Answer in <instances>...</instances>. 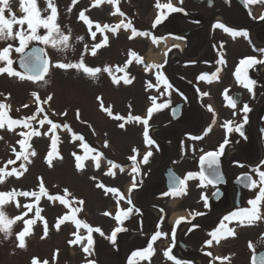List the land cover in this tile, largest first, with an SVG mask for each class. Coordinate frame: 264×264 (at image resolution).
I'll list each match as a JSON object with an SVG mask.
<instances>
[{
	"label": "flooded vegetation",
	"instance_id": "af4514ba",
	"mask_svg": "<svg viewBox=\"0 0 264 264\" xmlns=\"http://www.w3.org/2000/svg\"><path fill=\"white\" fill-rule=\"evenodd\" d=\"M130 1L118 0L117 4H113L116 9L119 8V12L115 9L113 13L116 14H111L107 25L115 27L121 21H130L137 31H147L151 43L156 47L170 40L172 45L180 48V52L167 49L158 63L149 64L142 54L140 61L136 57L132 59L133 65H143L142 75L147 76L141 88L148 89L151 95L154 93L151 98L155 97L156 104H167V107L155 111L149 120V136L155 141L151 146L145 143L142 123L127 122L122 129L131 136L126 150L121 151L116 159V164L123 171L116 168L118 183L112 187L132 200L131 205L120 201L119 208L126 210L132 207L133 212L118 224L113 218L118 211V197L108 193L114 200L102 208L111 216L102 215L104 220L98 217L92 222L81 211L77 213L78 219L94 228H101L105 234L92 233L94 251L91 255L83 251L86 239L80 243H70L76 239L73 233L87 237V230L81 228L77 232L71 221H66L57 230L55 224L65 213L57 214L55 234L61 235L63 231L65 235L62 238L55 236L51 254L53 262L70 264L69 253L75 248L80 256L75 264H87L88 260H94L95 264H129V259L133 264H175L164 255L170 248L171 255L181 264H252L253 255L256 264H259L260 256L264 254V220L244 227L239 226L237 221H225L228 227L235 229V236L221 239L218 244L213 241L212 245H207L206 241L211 239L209 233L217 228L224 216L250 207L248 201L255 198L254 192L258 187L250 189L245 186L247 181L240 178L248 175L258 181L255 169L264 171V65H256L248 70L249 77L257 81L251 93L234 76L241 59H264V53L257 51L264 49V19L260 18L264 16V4L252 2L245 6L244 0H183L182 3L180 0H170L173 6L184 11L169 13L166 19L153 27L158 14L167 13L168 9H158L155 6L157 0H151L150 7L145 6L147 0H132L134 4L129 5ZM160 3L167 4L169 0H160ZM146 10L149 11L147 14ZM141 15L148 18V21L144 20L145 24L141 23ZM218 22L247 32V36L233 37L223 29L216 28ZM153 37L156 38L155 42ZM221 57L225 63L220 62ZM157 65L160 67H155ZM118 66L119 62L117 69ZM146 68L148 71H144ZM140 73L136 71L132 75L139 86ZM158 73L167 79L171 88L157 81ZM125 74L128 75L122 73L121 77ZM202 74L209 78L218 74L219 78L209 83L199 79ZM149 83L155 87H148ZM134 85L136 87L135 82ZM226 89L229 90L227 95L237 100L235 109L225 99ZM152 104L151 99L143 108L146 114L136 104L116 114L127 117L131 113L145 117ZM245 104L250 109L247 113L242 111ZM209 105L214 109L215 117L208 110ZM245 116L247 123H244ZM227 121L233 122V128L242 124L244 135L236 131L228 132L222 127ZM209 128L211 131L205 135ZM222 144L224 150L219 154L218 169L222 179L208 184L199 175L202 169L200 158L209 152H219ZM134 148L139 151L138 161L146 152H152L148 163L140 164L139 173H132L133 162L129 159L135 154ZM203 169L206 175L211 171L207 165ZM189 173L194 176L189 177ZM133 176L137 187L129 193ZM174 178L186 181L185 190L178 195L173 193ZM72 207L77 205L73 204ZM260 211L264 214L262 202ZM67 214H71V208ZM117 227L125 230L117 233L113 244L107 237ZM157 232L162 235L153 242L152 236ZM149 243L154 249L150 259L132 256L134 252L146 249ZM63 250L67 260L62 258ZM208 252L212 256H208ZM214 257L228 259L222 262Z\"/></svg>",
	"mask_w": 264,
	"mask_h": 264
},
{
	"label": "rangeland",
	"instance_id": "374dc122",
	"mask_svg": "<svg viewBox=\"0 0 264 264\" xmlns=\"http://www.w3.org/2000/svg\"><path fill=\"white\" fill-rule=\"evenodd\" d=\"M150 1L147 0L145 6L150 7ZM55 3L58 8V23L61 29L65 33H68L69 29L71 30L70 44L72 48L62 52L51 45H45L37 41L30 43L40 45L51 62L49 73L45 76L47 83L44 81L20 80L17 77H9L7 74L0 75V93L4 94L0 96V102L11 105L10 110H8V116L12 119H21L36 113L38 105L32 96L33 92L40 96L41 101L49 95L53 97L47 104L39 105L45 111L31 122L33 129L41 133H48L47 135L30 138L29 143L35 149L37 155L30 157L32 163L21 159L16 160L15 164L8 165V171L12 168H17L23 172V169L19 166L25 164L28 171L24 172L20 178H16V176L7 177L4 183L0 184V192H7L13 189L17 191H38V177H42L49 195H63V189L67 188L74 197L85 201L81 211L83 215L87 216L92 222L98 217L104 220L102 215H104L105 211L102 206L109 204V201H113L114 197L105 194L104 190L96 187V184L103 183L107 187H112L118 183L117 169L112 168L109 161L116 164V159L120 156V152L126 150L131 133L122 132L123 130L118 127L119 121L111 119L101 110L97 97L102 98L106 107L111 106L113 114H116L117 111H122L121 109L129 107V105L132 107L135 104L140 108L141 112L146 114L143 108L147 107L154 93L151 95L148 89L141 88V84L145 80L144 77H147L142 75L143 65L141 63L133 65L127 62H131L130 59L135 57L132 53H136L138 56L142 53L148 62L158 63L162 60V56L167 49L172 50L176 46L172 45L170 40H166L167 45L163 42L156 47V45L151 43L149 35H136L134 38L129 39L132 35V29L119 28L115 34L109 30L104 32L97 31L95 23H99L101 26L107 24L112 17L109 14H112L116 9V6L111 3L106 4V0L99 6H93L94 0H78L74 6L72 0H55ZM132 4L134 3L131 0L129 5ZM38 5L44 8L46 6L45 0H38ZM11 6L12 13L17 18L23 16L19 7V0H11ZM69 8H71L70 12L67 10ZM81 11H85V16L94 22L91 31L96 32L95 39L92 38L88 25L78 18ZM148 12V10L145 11L146 14ZM5 16L9 17L10 14L6 11ZM140 20L141 23L145 24L148 18L141 15ZM24 28L27 29V25H24ZM46 31L43 28L39 29L41 35L46 34ZM105 36L108 38L107 46L98 49L95 56L91 55V46L101 43ZM77 37H83V40H77ZM7 44H12L13 47H16L18 46V41H0V49L7 46ZM85 45L88 46V51H85ZM164 46L166 48L163 49ZM18 54L12 51L10 58L14 61ZM82 54L87 66L101 69L109 67L112 69V75L118 78L121 77L122 73H128L129 78H132L134 72H141L138 75L140 86L135 80L136 78L134 81L132 80L131 84H124L121 81L120 85H115L112 83V77L107 72L102 71L98 74V78L93 80L83 74L82 71L78 72L75 69L64 70L53 66L57 62H77ZM118 62V67L124 69L123 71H117L116 65ZM126 63L127 67H125ZM134 63L137 62L134 61ZM9 94L10 98L5 100L4 97L9 96ZM23 105H28V107H23ZM77 110L80 112L79 120L76 118ZM65 112L67 115L61 114ZM45 114L54 123L60 124L61 127L56 129L55 132L49 131L50 125L48 124L41 127L38 121ZM228 114L229 118H231L230 112ZM65 124L71 129L70 131L63 127ZM31 130L16 127L15 131H8L7 126L4 129H0V137H3V139H0V167H3L9 159H16L15 153L11 149L15 147L17 152L20 151L17 141L22 137L19 132ZM74 134L82 136L83 140L77 141ZM52 136L58 137V152L59 156L63 158H54L53 167H49L46 157L51 150L50 137ZM106 140L108 141V147L105 148L103 145ZM84 145L103 153L99 168L95 166V161L92 159L96 152H92L88 153V159L83 162L85 164L84 170H76L74 166L75 158L72 154L85 155L86 149ZM110 170L114 175L107 174ZM92 177L96 179L93 180L91 179ZM258 191L259 187L254 192V195H257ZM16 201L20 204L19 208L16 207L15 201L4 206L9 218H14L28 211L24 205H32L34 197H16ZM39 208L42 209L41 216L45 218L48 224L47 236L42 239V236H44V223L37 219L36 224L31 226L32 234L25 237L26 248L20 249L16 246L18 241L15 234L23 230L25 224L23 221H17L12 226L13 235L10 238L4 239L3 234L0 233V264H31L33 258H38L41 262L47 260L48 264H55L51 255L54 239L56 238L55 236L62 238L65 234L61 231V235H56L54 224L57 220V214H67L70 208L60 204L59 201H51L46 196L41 198ZM262 209L264 213V202H262ZM35 211L36 208L32 207V210L28 212L24 219H34ZM69 254L71 255H69L70 259L68 260L70 264H75L80 258L75 248H72ZM61 255L63 260H67L64 250Z\"/></svg>",
	"mask_w": 264,
	"mask_h": 264
},
{
	"label": "snow or ice",
	"instance_id": "6c2138e0",
	"mask_svg": "<svg viewBox=\"0 0 264 264\" xmlns=\"http://www.w3.org/2000/svg\"><path fill=\"white\" fill-rule=\"evenodd\" d=\"M78 2V0H72L73 6ZM105 2V0H94L93 6H99L101 3ZM108 3L117 4L118 0H106ZM182 3L183 0H180ZM252 2H259L264 4V0H244L245 6H247L249 3ZM45 7L41 8L38 5V0H19V7L21 12L23 13V16L20 18H17L14 13H12V6H11V0H0V41H18V46L13 47L12 44H7V46L0 49V75L7 74L9 77H17L20 80H29L32 82L37 81H45V76L49 73L50 70V60L47 58V55L43 48L39 47H33L30 51L25 52V49L28 48L29 44L32 41H37L45 45H51L53 48H56L60 51H68L72 48V45L70 44V29L68 30V33H65L62 29L60 24L58 23L59 13L58 8L55 3V0H45ZM158 9H168L167 13H161L158 14L156 20L154 21L153 27L158 25L162 22L163 19L167 18V15L169 13L173 12H183V8L175 7L171 4L170 0L167 4H161L160 0H157V3L155 5ZM50 10V11H49ZM69 12L71 11V8L67 9ZM8 12L10 14V18H6L5 12ZM87 11V10H85ZM85 11H81L79 13L78 18L80 20H83L89 28L90 34L93 39L96 37V32L91 31V28L94 24L92 20H90L87 16H85ZM117 12H119V8L116 9ZM116 13H113L115 15ZM123 15V13H121ZM261 19H264V16L260 17ZM24 25H27V29L24 28ZM96 30L99 32H104L105 30L111 31L113 34L117 32L119 28L132 29V35L129 37V39L134 38L136 35H148L147 33H138L135 28H133L131 22L124 23L121 21L119 24H117L115 27H111L107 24H104L101 26L99 23H95ZM216 28L223 29L224 32L231 34L233 37H236L238 35H244L247 36V32L244 31H237L234 30L228 26H226L223 23H217L215 25ZM46 29V34L41 35L39 33V29ZM77 40H83V37H77ZM153 40L155 42L156 38L153 37ZM108 44V38L105 36L104 40L101 43L94 44L91 46V55L95 56L97 54V50L100 49L103 46H107ZM222 46V45H221ZM88 46L85 45V51H88ZM12 51H15L16 53L21 54L19 59V65L20 68H22L24 71L19 72L13 67L14 61L10 58ZM257 51L264 53V49H258ZM133 56L136 57L137 61H140L141 58L136 54L132 53ZM221 63H225L223 60V57H221L220 60ZM127 63H130L127 62ZM127 63L125 67H127ZM256 65H264V59H257L255 57H246L244 59H241L239 62V66L236 68L234 72V76L237 80V82L242 85L244 88H246L250 93L253 92L257 81L251 79L248 75V70L255 67ZM54 67L68 70V69H75L78 72L82 71L83 74L88 76L89 78L95 80L98 78V74H100L102 71L107 72L112 77V83L115 85H120L121 81L124 84H131L132 80L134 78H129L127 74H125L122 77H116L112 75V69L109 67H105L103 69L99 67H89L86 65L83 54L81 55L80 59L77 62H57L53 65ZM159 68L160 66H155ZM124 69L118 68L117 71H123ZM219 71V70H218ZM218 74H213L211 78H209L206 74H202L199 79L201 80H207L209 83L212 82L213 79H218ZM157 81H162L164 85L167 88H171V85L168 83L167 79L164 78L161 74H157ZM148 87H155V85H152L149 83ZM229 90H225L224 96L225 99L228 101V105L232 108H236L237 100L227 95V92ZM3 93H0V96H3ZM207 95V93H205ZM32 96L35 98V102L37 103V111L35 114L29 117L21 118V119H12L8 116V110H10L11 105L7 104L5 102H0V129H4L5 126H7L8 131H15L16 127H22L23 129H32L31 131H21L19 132V135L22 137L17 141L20 151L17 152L16 148L13 147L11 151L15 153V160L9 159L3 167H0V184L4 183L5 179L7 177L16 176V178H20L24 172H27L28 169L25 166V164H21L19 167L23 169V172L19 171L17 168H12L10 171L7 170L8 165L15 164L16 160L23 159L24 161L28 163H32L30 160V157H35L37 155L34 148H32L31 144L29 143V140L31 137H39L41 135H47L48 133H41L40 131L32 128V121L36 120L37 116L40 113H43L45 110L43 107H40L41 104H47L49 101L53 99L51 95L47 96L43 101H41L40 96L33 92ZM10 98L9 96H5L4 99L8 100ZM153 101V104L151 107L147 109V115L145 117L141 116H133L131 113L127 116H121L119 114L114 115L111 106L106 107L104 105V102L101 97H97V100L99 101V106L102 111H104L109 117H112L116 119L117 121H125L123 123H119L118 127L121 129L125 128V123L127 122H139L144 125V132L143 136L145 139V143L148 146H151L155 144V141L149 136V120L151 119L153 113L157 110L163 109L167 107V104H156L155 103V97L151 98ZM23 107H28V105H23ZM129 107H131L129 105ZM208 110L210 112H213V115L215 117V111L211 108V106H208ZM19 111V109H17ZM242 111L244 113H247L250 111L247 104L243 106ZM62 115H67V113H61ZM76 118L80 119V112L79 110L76 111ZM39 124L41 127H43L45 124L50 125L49 131L55 132L56 129L60 128L61 125L58 123H54L47 114L43 116L42 119H40ZM87 123V122H85ZM232 121L225 122L222 127H225L228 132L236 131L239 132L241 136L244 135V132L242 131L243 125H237L234 128L232 127ZM244 123H247V117L245 116ZM65 129H68L69 131L71 129L68 128V125L63 126ZM91 127V125H89ZM211 131V128L207 129L205 131V135H207L208 132ZM75 139L77 141L83 140V137L80 135L74 134ZM202 137H193V139H201ZM0 139H3V137H0ZM51 139V150L47 153V164L49 167H53V159L56 157H59L62 159L63 157L59 156L58 147H57V141L58 137L52 136ZM227 143V140L225 141ZM105 148L108 147V141L106 140L103 145ZM86 149V154L81 156L77 155L76 153H73L72 155L75 158L74 166L77 171H83L85 168V164L83 163L86 159H88V153L96 152V154L92 157V159L95 161V166L99 168L100 166V160L103 157V153L97 152L93 148H89L87 145H84ZM31 149V151H29ZM224 150V145L222 144L220 146L219 152H209L205 155L201 156L200 158V164L202 166L200 177L202 181H207L208 184H214L222 179V176L219 174V154L222 153ZM134 155L130 156L129 159L133 162L132 164V173H139L140 172V164H147L149 161V157L152 155L151 151L146 152L143 155V158L141 161L137 160V156L139 155V151L137 149H133ZM109 164L112 166V168H120L121 171H123V168L120 165H117L113 163L112 161H109ZM207 165V168L211 170L207 175L204 172L203 166ZM256 173L259 176V180H253L251 176L245 175L244 177L240 178L242 180L247 181L245 184L246 187H249L250 189L259 187L258 194L255 196L254 199H251L248 201V204L250 207L248 208H241L237 211L232 212L229 215H226L221 220L220 224L217 226L216 229H214L212 232L209 233V236L211 239L206 241L207 245H212L213 241H215L217 244L220 242L221 239H226L228 237H234L235 236V229L230 228L225 224V221L233 222L237 221L239 223V226H252L255 225L257 222L264 220V214L260 211V204L261 202H264V171H260L259 168L255 169ZM108 175H114L111 170L107 173ZM189 177H193L194 174L189 173ZM91 179L95 180V177H92ZM38 191H17L15 189L7 192H0V233L3 234L4 239H8L13 235L12 232V226L17 221H23L25 224V227L23 230H21L19 233H16V239L18 241V244L16 245L20 249L26 248V241L25 237L31 235V226L35 225L37 222V219L43 221L44 223V236H42V239L45 238L48 234V224L44 217L41 216V211L39 207L36 208L35 211V218L34 219H27L25 220L24 217L28 215V212L32 210V205H24L25 208L28 209V211L22 213L21 215H18L14 218H9L4 210V206L8 205L9 203L15 201L16 207L19 208L20 204L18 201H16V197H34L36 202H39L41 197L46 196L51 201H59L60 204L70 207L71 208V214H65L62 217L58 218L55 228L57 230L60 229V226L64 224L66 221H71L75 228L77 229V232L79 229L84 228L87 230V237L81 236L77 233H73V235L76 236V239L73 241H70L71 244H76L82 242L84 239L87 240V244L83 246V251L85 253H88L89 255L92 254L94 251V240L92 237V233H99L101 236H104V232L99 227H92L86 222L80 220L77 218V213L83 210V205L85 203L82 199H77L72 195V193L67 189H63V195H49V192L45 186V183L43 181L42 177H38ZM186 184V181L184 179L174 178V185H173V193L174 194H180L183 192L184 186ZM96 187L102 189L105 191V194L112 193L115 194L117 199V206L118 211L116 215L113 217L118 224L123 222L124 218H128L130 213L133 212V208L129 207L126 210L119 208L120 201H125L127 204L131 205L132 200L130 197H125L123 193H120L119 189L115 187H107L103 183H97ZM137 187V181L135 176H133V183L131 187L129 188V193H131L135 188ZM78 205L77 207H72V205ZM106 216H111L112 214L109 212L103 213ZM196 215H200L199 213H196ZM184 218H181L183 220ZM179 223V221L177 222ZM125 229L121 227L115 228L111 235L107 237L113 244L116 242V235L118 232L123 231ZM162 233L157 232L155 235L152 236V241L154 242L158 237H160ZM264 239V237H262ZM249 247L252 248V244L249 243ZM254 251V249H253ZM154 254V249L152 243H149L146 249L138 250L132 254L133 257H140V258H149ZM164 255L169 259L175 261V264H181L179 260H176L174 256L171 255V249L169 248L164 252ZM208 256H212L211 252L207 253ZM213 259H220L222 262L223 260H227V257H214ZM31 264H48V261L45 260L41 262L38 258H33L31 261ZM87 264H95L94 260H88ZM129 264H133V261L129 259ZM252 264H256V257L253 255L252 258ZM259 264H264V254H261Z\"/></svg>",
	"mask_w": 264,
	"mask_h": 264
},
{
	"label": "water",
	"instance_id": "95a60500",
	"mask_svg": "<svg viewBox=\"0 0 264 264\" xmlns=\"http://www.w3.org/2000/svg\"><path fill=\"white\" fill-rule=\"evenodd\" d=\"M33 47H39V46H37V45H33V46H31L29 49H27V50H25V52H28V51H30ZM40 48V47H39ZM19 59H20V56H19V58L16 60V66H17V68L21 71V72H23L24 70L22 69V68H20V65H19ZM176 116V115H175ZM175 116H173V117H175ZM41 200V199H40ZM39 202H36L35 201V203H34V205H37Z\"/></svg>",
	"mask_w": 264,
	"mask_h": 264
},
{
	"label": "bare ground",
	"instance_id": "6f19581e",
	"mask_svg": "<svg viewBox=\"0 0 264 264\" xmlns=\"http://www.w3.org/2000/svg\"><path fill=\"white\" fill-rule=\"evenodd\" d=\"M165 45H167V42L164 43ZM166 48V46L163 47V49Z\"/></svg>",
	"mask_w": 264,
	"mask_h": 264
}]
</instances>
